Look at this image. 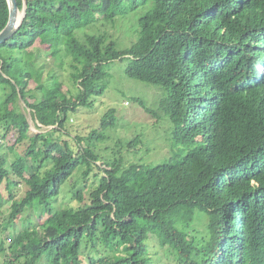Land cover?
<instances>
[{
    "label": "trees",
    "instance_id": "obj_1",
    "mask_svg": "<svg viewBox=\"0 0 264 264\" xmlns=\"http://www.w3.org/2000/svg\"><path fill=\"white\" fill-rule=\"evenodd\" d=\"M7 19L0 0V31ZM122 20L126 43L112 31ZM65 58L74 96L58 82ZM118 59L128 78L165 92L171 154L161 163L100 160L113 109L99 131L62 137ZM0 87V137L16 131L0 185L27 186L10 205L2 264H154L159 248L170 264H264V0H25L19 30L0 45ZM20 100L51 130L29 136ZM75 173V203L59 206Z\"/></svg>",
    "mask_w": 264,
    "mask_h": 264
},
{
    "label": "rangeland",
    "instance_id": "obj_2",
    "mask_svg": "<svg viewBox=\"0 0 264 264\" xmlns=\"http://www.w3.org/2000/svg\"><path fill=\"white\" fill-rule=\"evenodd\" d=\"M127 20L118 21L115 29L112 30L114 38L118 37L122 40V43H126V36L128 32ZM131 25V23H130ZM128 36V35H127ZM50 62H55V59L49 60ZM49 62V64H51ZM126 62H123L122 59H118L115 62L111 63L108 67L109 76L107 77V87L100 97H92L93 106L90 108H77L75 113H70L65 124L66 132L69 136L63 135L62 137L67 141H70L75 136L85 137L90 131L98 129L100 130V120L103 114L109 110H114V115L116 117V123L113 128H108L104 131L106 139H102L96 145V152H100L101 161L104 162L108 159H113L114 157H123V161L127 162L128 160L137 161L139 163L152 162V164H158L163 162L171 154L169 148V121L164 113L158 109V100L165 97V92L158 86L148 85L139 81H134L128 78L125 74ZM56 68V67H55ZM63 71L57 70L60 73V80L63 84V89L68 90V96H74L77 93L76 86L73 85L70 76V70L68 67V59L63 60ZM262 70V68H260ZM2 88L0 87V114L3 112V97ZM142 103V105H141ZM19 110L22 115L26 118V121L29 125V136H35L38 134L46 133L51 130V127H43L39 124L35 116L32 115L31 110L27 108L26 105L20 100L18 102ZM0 128H2L0 126ZM15 130H11L7 134L6 138L3 140L0 137V154H3L6 151L7 146L10 145V142L14 140L13 134ZM138 139L136 146L131 149L127 148L126 145ZM9 141V142H6ZM118 144L119 148H108L109 146ZM73 145V144H72ZM129 150L131 153H129ZM15 153V157L18 155ZM99 161L97 164L102 166V162ZM10 162L7 161L4 165L5 170H9ZM83 171V170H82ZM27 174L25 177L27 178ZM95 178L91 179L93 182ZM83 178L80 173H75L74 176L67 182L65 187L67 188L71 184L75 188H81ZM98 180H95V183ZM8 182L6 179L3 180L0 185V196L3 197V200H9L3 207H0V237L4 239L8 236V230H3L4 225L7 222L9 215L10 205L13 200L20 199L26 192L27 186L24 182L20 181L17 187H10L8 190ZM73 188H67V190L59 196L57 202L59 206L71 205L73 206L75 201L71 200L73 196ZM87 189L82 193V196L87 199ZM13 195V197H8ZM26 215V214H25ZM24 215V216H25ZM23 216V217H24ZM29 220L33 221L32 217H29ZM36 221V219L34 220ZM22 221H18L15 226L14 233L21 230ZM201 230V225H197ZM13 234V233H12ZM8 240H5V247H7ZM149 245V247H151ZM157 251V252H156ZM154 264H170L168 256L165 257L163 250H155L153 253ZM3 257H0V264H2Z\"/></svg>",
    "mask_w": 264,
    "mask_h": 264
},
{
    "label": "water",
    "instance_id": "obj_3",
    "mask_svg": "<svg viewBox=\"0 0 264 264\" xmlns=\"http://www.w3.org/2000/svg\"><path fill=\"white\" fill-rule=\"evenodd\" d=\"M8 7V19L0 31V45L8 41L20 28L25 17V0L20 10L16 0H5Z\"/></svg>",
    "mask_w": 264,
    "mask_h": 264
}]
</instances>
